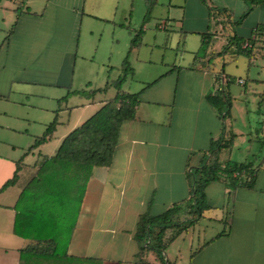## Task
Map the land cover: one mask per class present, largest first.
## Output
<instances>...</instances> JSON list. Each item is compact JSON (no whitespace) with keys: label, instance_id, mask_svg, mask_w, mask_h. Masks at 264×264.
<instances>
[{"label":"crops","instance_id":"0c3cea01","mask_svg":"<svg viewBox=\"0 0 264 264\" xmlns=\"http://www.w3.org/2000/svg\"><path fill=\"white\" fill-rule=\"evenodd\" d=\"M258 27L264 0H0V187L21 165L0 192V264H135L140 217L178 206L191 219L193 174L230 133L223 162L256 170L209 183L202 216L166 230L165 264H264V55L232 45ZM226 89L228 118L208 99ZM118 92L138 95L136 116L92 171L60 252H22L35 242L15 230L24 187Z\"/></svg>","mask_w":264,"mask_h":264},{"label":"trees","instance_id":"16d2710c","mask_svg":"<svg viewBox=\"0 0 264 264\" xmlns=\"http://www.w3.org/2000/svg\"><path fill=\"white\" fill-rule=\"evenodd\" d=\"M262 30L263 28L258 27L254 31L256 36L252 38L251 46L246 48H242L240 39L234 37V53L264 55ZM230 44H226L224 52L230 49ZM208 99L220 112L225 113L224 117L230 116L231 97L227 89L211 93ZM137 103V94L118 92L80 126L69 132L54 155L41 162L36 176L24 187L15 206L18 210L16 232L35 241L22 252L43 256L57 255L60 252L59 240L68 237L72 231L69 217L73 212L76 214L80 207L92 171L97 167L111 165L122 125L135 118ZM261 103L264 106V97ZM56 124L57 119L49 125L43 136L36 139V145L52 137ZM228 133L227 130L226 135ZM233 136L230 133L229 138L224 137L214 142L210 158L194 172V196L190 200L193 208L191 219L182 222L176 220L178 206L158 215L146 213L140 217L136 232L140 248L135 264H149L147 255L150 251L157 254L160 263H166V230L181 225L186 228L202 216L204 209L209 206L206 187L210 182L223 179L237 184L239 180L234 173L255 172L252 163L229 160L223 162L222 150L232 145ZM20 166L18 163L14 175L0 187V192L17 182ZM24 228L27 230L22 231Z\"/></svg>","mask_w":264,"mask_h":264},{"label":"built area","instance_id":"2783aa9c","mask_svg":"<svg viewBox=\"0 0 264 264\" xmlns=\"http://www.w3.org/2000/svg\"><path fill=\"white\" fill-rule=\"evenodd\" d=\"M243 45H244V47H248V46H251V43H250L249 41H247V42H245ZM238 81H239V83H244V82H245V80L242 79V78L239 79Z\"/></svg>","mask_w":264,"mask_h":264},{"label":"rangeland","instance_id":"374dc122","mask_svg":"<svg viewBox=\"0 0 264 264\" xmlns=\"http://www.w3.org/2000/svg\"><path fill=\"white\" fill-rule=\"evenodd\" d=\"M152 21L154 22V20L152 19ZM220 43V40L216 42V46L215 47H218V44Z\"/></svg>","mask_w":264,"mask_h":264}]
</instances>
